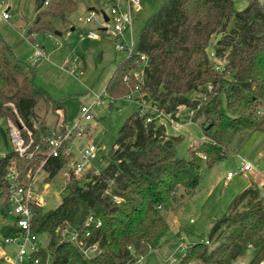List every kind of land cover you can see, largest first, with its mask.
Instances as JSON below:
<instances>
[{
    "label": "trees",
    "instance_id": "obj_1",
    "mask_svg": "<svg viewBox=\"0 0 264 264\" xmlns=\"http://www.w3.org/2000/svg\"><path fill=\"white\" fill-rule=\"evenodd\" d=\"M77 7L78 0H36L28 35L54 32L53 19L67 22ZM216 36L219 39L213 42ZM142 72L143 79L136 78ZM134 89L141 95L137 99L150 102L157 112L142 113L139 108L132 113L118 131L108 164L99 168V174L93 164L78 177L71 166L76 154H65L67 143L60 156H52L49 139L57 130L49 129L38 113L43 107L64 112L65 102L55 100L37 83L34 68L19 60L14 46L0 32V117L19 127L22 120L27 128H22V135L29 145L24 157L10 145L12 151L0 159L3 211L8 210L13 171L25 183L41 168L42 183L64 180L59 185L66 192L55 210L33 207V230L46 234L49 245L26 264L35 260L39 264H136L155 250L171 228L161 208L176 201L180 188L195 194L204 165L211 167L225 158L235 134L264 126L260 116L264 108V1L251 0L237 10L234 0H165L146 22L133 52L117 64L102 98L113 108ZM181 106L194 110L195 120L205 119L207 159L178 158L180 137L169 134L166 124L158 122L162 113L177 114ZM67 126L58 133L64 134ZM1 133L8 146L6 131ZM67 228L78 233L85 246L97 245V253L87 259L78 246L65 242L60 235ZM0 233L12 237L18 230L5 227ZM213 242L220 243L211 248ZM252 243L255 257L250 264H260L264 260V201L254 185L236 199L230 214L215 223L209 241L187 246L177 264H234Z\"/></svg>",
    "mask_w": 264,
    "mask_h": 264
},
{
    "label": "rangeland",
    "instance_id": "obj_2",
    "mask_svg": "<svg viewBox=\"0 0 264 264\" xmlns=\"http://www.w3.org/2000/svg\"><path fill=\"white\" fill-rule=\"evenodd\" d=\"M5 1L11 9L10 19L0 18L1 34L9 44L14 46L19 60L34 68L37 83L55 100L65 102L64 112L54 113L40 106L43 108L38 110L39 117L46 122L49 129L59 131H62V126L66 127L68 124L71 127L80 122L83 127L82 136L77 138L74 149L77 150L80 144H93L98 150L93 164L96 169L104 168L108 164L106 159L117 142L118 131L125 120L141 106L147 112H157L151 107L150 102L137 99L141 95L135 89L132 92L133 102L128 101L129 94L113 108L110 107L107 98H102L103 103L96 101L98 96L107 95L105 90L111 75L117 64L128 56L127 52L116 50L114 23L106 22L108 30L103 31V14L110 16L112 6L116 4L120 10L127 11L129 1L78 0V7L69 14L67 22L53 19L54 32L34 33L31 36L28 32L35 19L36 0ZM250 1L234 0L235 7L237 10H242L249 5ZM164 2L165 0H141V7L134 10L133 30L136 43L146 22L161 9ZM91 11H96L97 16L88 19L87 16ZM90 33L98 34L101 39H92L89 36ZM126 39L129 40L128 34ZM218 39L219 36L214 37L213 42ZM35 44L48 47L47 58L34 60L32 56ZM66 61L70 63L65 64ZM93 102L96 103L92 109L95 116L89 121L83 117L82 108L92 105ZM191 112L185 106L180 107L177 114L183 126L178 129H174L171 122L162 117L167 132L180 137L176 146L178 158L187 161H190L192 156L204 159L207 157L203 143L208 138L204 135L202 128V121L205 119L201 116L195 120ZM260 116L264 118V108ZM2 129L7 133L8 146L1 133ZM11 137L13 138L10 120L0 117V159L12 151ZM223 155L225 158L216 162L215 165L211 167L204 165L202 179L195 194L191 195L180 188L176 201L167 208H161L171 228L158 242L155 250L147 254L140 264H169L171 260H176V264L181 262L186 255L187 246L209 241L215 223L230 214L234 202L249 188L247 186L250 183L258 182L254 183V187L259 190L264 201V184L260 183L262 176L255 180L257 175L264 172V126L259 130L249 129L235 134ZM246 162L253 166L254 172L239 173ZM228 171L237 173L230 182H226ZM40 179L41 177L36 179L34 191L44 201L42 208L45 212L55 210L61 205L66 195L63 186L59 185L64 180L57 184L46 182L45 185L48 188L44 190ZM114 200L121 202L122 199ZM4 203V198L0 196V232L5 227L15 225V219L8 214L9 211L4 213ZM219 243L213 242L210 247L214 248ZM48 245V236L40 235L39 246L47 250ZM250 245L255 247L253 243ZM9 249L13 251L16 247L11 245L8 246L7 250ZM254 257L255 250L248 248L245 255L234 264H250Z\"/></svg>",
    "mask_w": 264,
    "mask_h": 264
},
{
    "label": "built area",
    "instance_id": "obj_3",
    "mask_svg": "<svg viewBox=\"0 0 264 264\" xmlns=\"http://www.w3.org/2000/svg\"><path fill=\"white\" fill-rule=\"evenodd\" d=\"M128 10L122 11L118 6H112L111 15L108 17L109 21H106L104 18L103 27L107 28L106 22L114 23L113 34L115 37V46L117 51H125L127 53H132L135 48V36L133 30V12L138 10L141 7V0H128ZM97 16L96 11H91L87 16L88 19L95 18ZM104 17V14H103ZM0 18L4 20L10 19V7L6 4L5 0H0ZM108 30V29H107ZM129 32V33H127ZM127 34L129 40L126 39ZM51 36V35H49ZM89 36L92 39H100V36L96 33H90ZM34 60H40L47 58V51L44 46L35 44V50L33 52ZM145 58V56H142ZM70 63L67 61L65 64ZM136 78L143 79L144 73H136ZM128 101L133 102V94L127 96ZM136 100V99H135ZM97 103H103L102 95L98 96L96 99ZM96 103L93 102L90 106H83L82 114L86 120H92L94 118V113L92 112L93 105ZM141 108V112L145 113L144 108ZM154 109V108H153ZM192 116L195 111L191 110ZM261 113V112H260ZM163 117L167 118L174 129H178L183 126L178 119V114H176V119L172 118V115H166L162 113ZM11 122V132L13 139L12 143L15 148V151L19 153L20 156L24 157L28 153L29 145L26 143L25 138L22 135V128L27 129L24 123L21 120V127L17 126L11 119H8ZM148 122L152 121V118L147 119ZM160 123L165 124L162 117L160 118ZM10 129V127H9ZM83 127L80 125V122L73 124L71 127L67 126V131L64 134H59L58 130L53 132L52 137L49 139V143L52 149V156H60V151L63 148L64 144L67 143V148L65 149V154L74 156V161L72 162V167L75 170V175L81 177L89 169L93 168V163L97 158L96 146L93 144H80L77 150L74 149V144L77 141L79 136H82ZM28 134L31 136V132L28 130ZM76 134V136H75ZM11 135V134H10ZM115 149H118V146H115ZM32 158V154L28 156ZM41 168L34 174L27 178V181L24 183L19 178L20 176L17 172L13 173L9 177L10 190L8 196V214L15 219V227L18 230V234L12 237L0 235V264H26L31 256L35 253L41 251L39 246V234L35 233L33 230V218L34 210L33 207L42 208L44 201L38 193L34 191V185L36 179L39 177ZM253 172V166L250 163H245L241 167L239 173H251ZM96 173L99 174V169L96 170ZM236 172L230 171L226 175V182H230L236 176ZM42 183V182H41ZM42 187L48 188L44 183ZM115 199H119L115 197ZM91 219L88 221V225L91 223ZM101 226V223H98V227ZM61 238L68 243H73L78 246L85 258H91L97 253V245H92L90 247L85 246L83 242L78 238V233L70 231L69 228L65 229L61 233ZM89 236V234L87 235ZM15 245L16 249L13 251L7 250L8 246ZM249 249L254 247L250 245ZM132 250V249H130ZM144 257L138 258L136 264H140ZM35 264H39V260H35ZM169 264H176V260H171ZM260 264H264V260Z\"/></svg>",
    "mask_w": 264,
    "mask_h": 264
},
{
    "label": "crops",
    "instance_id": "obj_4",
    "mask_svg": "<svg viewBox=\"0 0 264 264\" xmlns=\"http://www.w3.org/2000/svg\"><path fill=\"white\" fill-rule=\"evenodd\" d=\"M113 6H118V5L116 4V5H113ZM10 10H11V9H10ZM108 17H109V16H108ZM103 31H107V28H106V27H105V28L103 27ZM100 39H101V37H100ZM100 39H94V40H100ZM44 47H45V49H46V51H47V54H48V47H47V46H44ZM66 62H67V61H66ZM242 161H243V160H242ZM246 163H247V162H246ZM228 172H230V171H228ZM228 172H227V173H228ZM253 172H254V171H253ZM263 174H264V172H262L261 174L257 175L256 178H255V180H256V179H259L258 177L261 175L262 177H260V178H261V179H260V180H261L260 183H263V184H264V175H263ZM226 175H227V174H226ZM254 183H258V182H255V181H254L253 183H250L247 187H250L251 185H254ZM0 235H3V234L0 233Z\"/></svg>",
    "mask_w": 264,
    "mask_h": 264
},
{
    "label": "water",
    "instance_id": "obj_5",
    "mask_svg": "<svg viewBox=\"0 0 264 264\" xmlns=\"http://www.w3.org/2000/svg\"><path fill=\"white\" fill-rule=\"evenodd\" d=\"M104 18H105L106 21H109V18H108L106 13H104ZM172 118L176 119V114H172Z\"/></svg>",
    "mask_w": 264,
    "mask_h": 264
}]
</instances>
